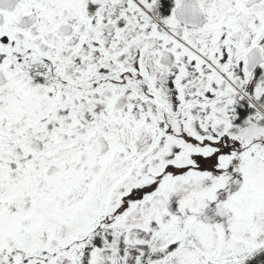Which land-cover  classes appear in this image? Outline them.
<instances>
[{
	"label": "snow or ice",
	"instance_id": "1",
	"mask_svg": "<svg viewBox=\"0 0 264 264\" xmlns=\"http://www.w3.org/2000/svg\"><path fill=\"white\" fill-rule=\"evenodd\" d=\"M0 264H264V0H0Z\"/></svg>",
	"mask_w": 264,
	"mask_h": 264
}]
</instances>
